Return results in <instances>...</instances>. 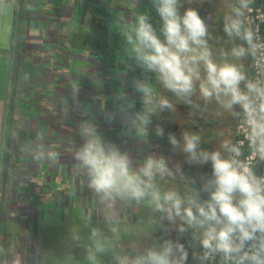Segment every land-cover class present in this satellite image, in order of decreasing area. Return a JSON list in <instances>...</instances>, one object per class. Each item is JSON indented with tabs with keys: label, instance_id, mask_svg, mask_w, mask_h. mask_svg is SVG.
<instances>
[{
	"label": "clouds",
	"instance_id": "clouds-1",
	"mask_svg": "<svg viewBox=\"0 0 264 264\" xmlns=\"http://www.w3.org/2000/svg\"><path fill=\"white\" fill-rule=\"evenodd\" d=\"M254 2L234 0L228 5L223 16L227 37L223 42L228 47L218 57L210 42L220 38L213 36L197 9L188 7L180 13L183 4L197 0H151L162 23L154 27L148 14L138 10L133 12L131 25L120 33L132 60L144 73V78L133 81L141 94L139 110L123 90L112 98L113 106L134 129L135 139L146 143L153 118L164 111L174 113L176 104L189 106L190 124H198L195 110L201 104L212 103L243 121L250 158L231 139L209 151L201 146L200 132L182 128L180 139L169 133L173 150L183 153L186 163L197 167L211 164V175L199 176L200 191L207 193V199H201L200 191L188 182L178 183L176 173L183 180L180 166L174 172L163 155H141L134 160L130 150L121 151L107 140L88 106L77 98L80 85L69 89L67 101L71 99L79 115L87 117L78 125L80 142H74L72 151L76 177L87 182L99 205L130 211L145 208L151 227L139 230V245L121 248L119 227L105 228L89 218L83 228H69L71 248L81 250V258L68 251L53 258L51 264H187L189 249L197 264H264V174L257 173L258 165L264 164V40L258 28L246 25L244 19ZM11 3L0 0V21L7 17ZM249 58L256 69L254 77L245 69L244 61ZM146 73L155 77L161 90ZM29 79L25 73L23 80ZM155 135H164L160 125L155 127ZM43 139V133H38L24 151L36 161H59L61 153L47 151ZM165 180L173 186L168 187ZM173 231L175 239L169 238ZM189 232L201 250L192 242L181 243ZM0 264L21 262L12 249L0 244Z\"/></svg>",
	"mask_w": 264,
	"mask_h": 264
},
{
	"label": "crops",
	"instance_id": "crops-1",
	"mask_svg": "<svg viewBox=\"0 0 264 264\" xmlns=\"http://www.w3.org/2000/svg\"><path fill=\"white\" fill-rule=\"evenodd\" d=\"M18 9L19 0H12L7 17L0 21V205L7 144L9 163L0 244L12 249L21 264H43L44 260L47 264L41 255L42 246L47 244L55 218L63 211L58 200L67 197L64 188L69 187L62 186L54 192L48 160H34L24 147L43 133L47 151L60 152L61 162L64 154L69 156L71 108L66 98L71 74L64 41L69 38L71 18L80 20L79 5L74 2L70 6L69 0H24L20 69L11 115ZM25 73L30 76L27 82L23 80ZM17 224L22 232L18 238Z\"/></svg>",
	"mask_w": 264,
	"mask_h": 264
},
{
	"label": "rangeland",
	"instance_id": "rangeland-1",
	"mask_svg": "<svg viewBox=\"0 0 264 264\" xmlns=\"http://www.w3.org/2000/svg\"><path fill=\"white\" fill-rule=\"evenodd\" d=\"M77 3L79 5V10L77 11L80 16V20H77V17H73L70 20V32L68 35V39L65 40L64 48L66 50V54L69 53L70 57V65L73 68H77L80 71L81 76L71 75V80H74L75 77L79 78L81 82L80 91L78 94V100L82 105L93 106L95 100H99L102 98L105 100L106 98H110L114 96V93L123 90L125 94L130 95L133 99L141 100V94L135 91L133 87V81L138 79V77H127L123 73V61L119 58L118 52L114 54L110 45H111V34L116 33L115 29H124L125 27L131 25L134 20L133 12L141 11L143 13L148 14L151 20L156 23L155 27H158L160 23H162L158 13L155 8L152 6L151 0H69L70 6L73 3ZM123 3L131 5L130 7H124ZM233 3L232 0H197V3H193L191 5L185 3L180 8V13L183 14L186 8L194 7L197 9L199 15L205 20L206 23L210 26V31L213 36L219 37L220 40L213 39L210 43L213 46L214 54L218 57L220 54V50L222 48H227L223 41L227 39L226 34L223 32V16L229 11L228 5ZM133 6V7H132ZM72 11V10H71ZM248 12V11H247ZM126 17H125V15ZM72 15V12H71ZM78 16V17H79ZM115 17V19H113ZM246 25L253 27L252 19L246 13L245 16ZM154 24V23H152ZM115 31V32H114ZM109 34V35H108ZM106 35V36H104ZM103 37L105 38L103 40ZM110 43V45H109ZM245 69L248 70V67L251 68V63L247 60L244 61ZM250 76V75H249ZM126 77V78H125ZM157 90H161L159 85L156 83L153 84ZM169 97H172L170 92H166ZM94 100V101H93ZM97 102V101H96ZM90 104V105H89ZM215 107H219L215 103H212L208 106L200 105L199 109H196L197 116H203L210 109H214ZM70 108H71V118L74 116L77 118L79 116V109L75 107L73 101L70 99ZM92 112L95 115L97 120L103 119L105 121L104 124L107 128L115 133L113 138H108L107 140L115 143L121 151L130 150L131 155L134 160H139L141 155L147 156L148 154H155L157 156L160 155L161 150L163 149V155L167 160L168 164L174 163L176 165L184 166L185 155L179 151H174L172 145L170 144L169 139L167 141V136L169 133L175 134L177 139H180L181 129H188L191 125L188 124V120H191V110L189 106L183 104H176V111L174 113H169L168 111L161 112L159 114L160 117L163 118V125H160L164 131V135L161 139V146L158 145L157 149L154 146L148 145L147 143H143L137 139L126 140L123 136L117 135L120 133L117 131L116 127L118 123L112 116L108 113L107 109H102L100 107H91ZM189 112V114H188ZM190 115V119L188 115ZM93 117V116H92ZM154 120H152L153 122ZM240 119H238L233 134L237 135L238 126L240 124ZM127 123V122H126ZM169 124V125H168ZM128 125V123H127ZM171 130V131H168ZM197 132L201 130L196 128ZM195 131V130H194ZM117 132V133H116ZM212 132V131H211ZM205 134L202 138L208 139L212 138L215 135L212 133ZM112 134V133H111ZM152 136V135H151ZM214 139H218L215 138ZM232 140V137H230ZM163 146V147H162ZM67 154V153H66ZM49 166H53L52 163H49ZM180 172L183 173L184 178H189V185L199 191V187L194 186L193 183H190L193 172L188 170L180 169ZM75 174V171L73 172ZM179 174V175H178ZM177 176H180L178 173ZM181 177V176H180ZM164 183L168 187L173 186V182L165 180ZM184 183V182H178ZM54 192L58 190L56 185H52ZM84 190V195H86V188ZM202 191H200L201 193ZM55 194V193H54ZM69 196L72 197L71 194ZM89 198V206L95 202V197L93 195L88 196ZM86 198V197H85ZM201 198V197H200ZM72 204L76 206L78 204L77 198L73 196L71 200ZM94 206V205H93ZM99 209L100 217L93 214H90V218L92 219L93 224L99 223L102 227L109 226H117L121 232V241L119 243V247H123L130 245L132 247L135 246L134 241L137 239V230L138 226L136 223H139V227L148 228V223L146 221H150V216L147 210L143 211L146 219H141L139 215L141 214V207L137 208L133 211H130L125 208L116 207L114 209H108L105 206L97 205ZM73 214L72 216L63 210L60 212L59 219L61 221L55 219L53 224L52 232L50 231V236L47 240V244L42 246V253L47 259V264H51L53 258L61 257L65 252L71 251L76 259H80L82 256L81 250L71 248V241L69 237V228H83L85 223L87 222L86 213L84 209H76L70 210L69 212ZM135 214V216L130 215V221L126 223V221L121 224L118 223L119 219H126V215L121 214ZM109 216L110 224L104 223L106 218ZM108 220V219H107ZM20 224H17V238L22 235ZM85 231H87L85 229ZM198 243L194 241V245L197 251ZM134 245V246H133ZM126 248V247H124ZM191 259L188 264H195L196 261L192 258V251H190Z\"/></svg>",
	"mask_w": 264,
	"mask_h": 264
},
{
	"label": "trees",
	"instance_id": "trees-1",
	"mask_svg": "<svg viewBox=\"0 0 264 264\" xmlns=\"http://www.w3.org/2000/svg\"><path fill=\"white\" fill-rule=\"evenodd\" d=\"M232 2L234 3V0H232ZM123 4L126 5L124 7H130L131 6V5L126 4V3H123ZM247 13H248V16L253 19V21L258 23L260 37H261L262 40H264V0H255L254 4L249 8ZM125 17H126V15H125ZM113 19H115V17ZM149 20H150L151 23H154L153 25L156 26V23L153 22V20H151L150 17H149ZM115 31H116L115 34L112 33L110 35L111 36V40H110L111 41L110 42L111 45H110V43H109V45H110L111 48H109V49H112L114 54L118 52L119 58H121L122 61H123V66H124V68H122L123 69V73L127 77L128 76L129 77L136 76V77H138V79L144 78L143 70L134 63V61L132 60V58H131V56H130V54L128 52L127 46L124 44V41H123L122 37L120 36V33L123 31V29L121 30V29L117 28V29H115ZM104 36H106V35H104ZM104 39L105 38L103 37V40ZM247 62L249 63V59H247ZM247 72H248L249 75H251V69L249 67H248ZM70 74L71 75H79V76H81L80 75L81 74L80 71L77 68H73L71 65H70ZM145 75L149 78V80H150V82L152 84L155 83V77L152 74H147L146 73ZM73 85H80L81 86V82L79 81V78L75 77L74 80H71L70 88ZM116 93H114V96L116 95ZM126 95H128V94H126ZM114 96H111L109 99H107L106 103L103 102L104 99L99 98V100L98 99L95 100V103L91 107L93 108V107L97 106V107H100L102 109H107L108 113L118 123V126L116 127V129L120 133L116 132L117 135L123 136L126 140H133L134 139V129H131L130 126L127 125L126 121L119 114L117 109L113 106L112 98ZM128 97L135 101V110H139L141 108V106H142L141 100L133 99L130 95H128ZM91 107L89 106V111L92 110ZM90 114H91V116H93L94 122L98 125L99 131L105 136L106 139L113 138L115 136L114 135L115 133H113V131L110 130L109 128H107L106 125L104 124L103 121H105V120H103L102 118L97 120L95 118V115L92 112H90ZM85 118H87V117H81L80 115L77 118H75L74 116L71 118V122H70L71 123L70 124V136H69L70 149H69L68 158L64 154L62 162H61V158H60L59 161L48 160L47 163H46V166L53 171L52 172L53 173V184L57 186V188H58L57 191H60L59 188H61L62 186L68 185V187H69L66 190L64 188V194H66L67 197L64 198L63 200L60 199V198L58 200L60 208L62 210H64V211H66L68 213V215L70 214L71 216L73 214V211H72V213L69 212L71 209L72 210L84 209L85 213H86V218L89 219L90 218V214L91 213L93 214V212L95 213L96 217L97 216L100 217V214H99V209L100 208H97L98 203H97L96 200H95L94 203H92L91 206H89L90 205V204H88L89 203V198L86 195L91 196L93 194L88 189L87 182L83 181V178H80L79 176L76 177V174H73V172L75 171V166L74 165L77 163V161L75 160L74 155L72 153L74 142H76L77 140H78V142H80L79 141V137H78V125H79L81 119H85ZM153 120L154 121L149 125V135L147 137V142L146 143L148 145H150L149 143H151V146H154V147H156L158 149L159 148L158 145L160 144V146H161L162 137H157L155 135V127L157 125H163L162 124L163 120L161 121L157 117H154ZM168 131H171V130L168 129ZM231 137H232V141L234 143H236L237 139H238V136L235 135V133H234V134L231 135ZM167 141H168V136H167ZM243 153H244V157H247L250 154V152H247L244 149H243ZM161 154H163V149L161 150L160 155ZM49 163H52L53 166H49ZM176 166L177 165L174 164V163H170L169 164V167L172 168L174 172H176ZM179 166H180V169L185 170L183 168V166L182 167H181V165H179ZM263 168H264V164L258 165L257 173L258 174H262L263 173ZM177 174L178 173H176L177 182H188L189 178H184L183 177V180H181V177L177 176ZM84 188H86V195H84V190H83ZM199 191H200V189H199ZM202 192L200 193L201 199H207L208 196L205 195V197H204V194H202ZM69 194H71L72 197L69 196ZM73 196L76 197L77 201H78V204L76 206H74L72 204V202H71ZM145 210H146L145 208L141 207V212L142 213L139 214V215H136V216H139L141 219H146V217L144 216V212H143ZM122 215H126V219L125 218H124V220H122L123 218L119 219V221H117L118 223L122 224L123 221L124 222L126 221V223L128 221H130V223L132 224V221H131L132 219L130 218L131 219L130 220L129 217H130V215L135 216V214H132V212H130L129 214L125 213V214H121V216ZM105 218L110 221L109 216H107ZM55 219L58 220L57 222L61 221V219H59V217H56ZM145 222H147L148 226L151 227V219H150V221H146L145 220ZM134 224H136L138 226L137 236H136L137 239H136V242L134 241L135 246H137V245H139L141 243V241L139 240L140 227H139V223L135 222ZM156 233L160 234L159 230H157ZM186 235L189 236V238L186 239V242L184 244L186 246L188 245L189 242H192L194 244V241L192 240L191 233L189 232ZM197 245H198V248H200V245L199 244H197ZM124 247L129 248L128 245L123 246L122 248H124ZM130 247H132V246L130 245ZM199 250H201V248ZM190 251H192V249H189V257H188V260H187V264L189 263V261L191 259ZM195 264H197V262Z\"/></svg>",
	"mask_w": 264,
	"mask_h": 264
},
{
	"label": "flooded vegetation",
	"instance_id": "flooded-vegetation-1",
	"mask_svg": "<svg viewBox=\"0 0 264 264\" xmlns=\"http://www.w3.org/2000/svg\"><path fill=\"white\" fill-rule=\"evenodd\" d=\"M237 110H239L238 106H237ZM190 119V115H188ZM192 120V118H191ZM191 120H188V124L191 125V127H188L189 130L191 131H196L198 128L199 130L203 131L202 132V136H204L205 134L210 133L211 131L213 132V134L215 135V138L218 139H214V137L212 138H208V139H203V143H202V147L208 149L209 151L214 150L216 147L218 148L220 143L225 140V139H230L231 135L233 134V131L235 129V126L237 124L238 119H233L231 117V115L227 112H225L223 109L219 108V107H215L214 109H210L206 114H204L203 116H197V122L198 124H190ZM211 132V133H212ZM182 167V165H181ZM183 168L185 170H190L193 172V177L190 181V183H193L194 181V186H198L199 189H201V181L199 179V176L201 174H207V175H211V164H206L202 167H197L195 165H190L188 163H186ZM189 181V180H188ZM202 194L207 195V193L202 192ZM156 235H160L159 233ZM172 239L176 238V233L173 231L170 234V237ZM189 236L185 235V237L181 240V243H185L186 239H188Z\"/></svg>",
	"mask_w": 264,
	"mask_h": 264
},
{
	"label": "water",
	"instance_id": "water-1",
	"mask_svg": "<svg viewBox=\"0 0 264 264\" xmlns=\"http://www.w3.org/2000/svg\"><path fill=\"white\" fill-rule=\"evenodd\" d=\"M23 4L24 0H19V9H18V17H17V25H16V37H15V49H14V64H13V72H12V91H11V102H10V112L11 115L13 114L14 110V98H15V89L20 69V28H21V19H22V10H23ZM8 144L6 147V153H5V163H4V181H3V188H2V199H1V205H0V222H1V213L3 209V204L5 200V183H6V177L8 172Z\"/></svg>",
	"mask_w": 264,
	"mask_h": 264
},
{
	"label": "built area",
	"instance_id": "built-area-1",
	"mask_svg": "<svg viewBox=\"0 0 264 264\" xmlns=\"http://www.w3.org/2000/svg\"><path fill=\"white\" fill-rule=\"evenodd\" d=\"M252 22L254 23L253 24V28H258V35L260 37L258 23H256L255 21H253V19H252ZM249 60H250V63H251V68H250L251 69V75H250V77H254L256 75V69L254 67V64H253V61L251 60V58H249ZM237 133H238L237 134V136H238L237 142H239L241 144L242 151L244 149L247 152H249V148H248V144H247V139H246V131H245V126L243 124V121H240V124L238 126V132ZM247 158H250V154L247 156ZM262 174H264V168H263V173Z\"/></svg>",
	"mask_w": 264,
	"mask_h": 264
}]
</instances>
